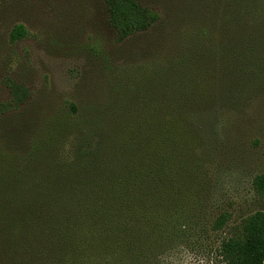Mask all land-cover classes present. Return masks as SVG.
I'll return each instance as SVG.
<instances>
[{"label": "rangeland", "instance_id": "obj_1", "mask_svg": "<svg viewBox=\"0 0 264 264\" xmlns=\"http://www.w3.org/2000/svg\"><path fill=\"white\" fill-rule=\"evenodd\" d=\"M139 1L160 10L161 19L118 43L104 0H0V101L9 98L5 78L32 93L20 110L0 115V146L25 154L31 137L54 133L57 157L72 156L78 133L52 132L51 122L88 120L96 113L108 121L109 135L142 138L157 120L155 73L174 58L178 66L169 76L160 71V80L169 83L166 92L175 93V105L183 94L190 95L186 103L198 104L186 117L199 133L189 143L201 165L197 207L167 218V229L156 230L152 245L138 252L139 264H219V242L262 206L252 179L264 172V93L254 97L252 84L264 77V3ZM17 27L24 36H12ZM248 62L254 63L245 70ZM222 93L233 110L227 108L216 124L217 110L205 107ZM87 131L94 138L100 132L94 126ZM223 211L229 219L212 229ZM2 231L0 264H56L51 255L47 261L39 241L17 246Z\"/></svg>", "mask_w": 264, "mask_h": 264}, {"label": "trees", "instance_id": "obj_2", "mask_svg": "<svg viewBox=\"0 0 264 264\" xmlns=\"http://www.w3.org/2000/svg\"><path fill=\"white\" fill-rule=\"evenodd\" d=\"M104 1L118 43L152 29L161 19L160 10L139 0ZM260 3L264 0H255L254 5ZM24 34L17 27L12 36ZM160 66L155 73L157 120L142 138L124 141L109 135L108 121L96 113L88 120L77 116L51 122L52 132L78 133L72 156L57 157L54 133L31 137L25 154L1 144L0 229L7 242L23 247L27 241H39L47 261L51 255L50 262L54 259L56 264H139L138 252L152 245L156 230L167 229V218L181 216L186 206L196 209L201 165L189 143H195L192 137L196 140L199 133L186 117L199 109L198 104L186 103L188 94L180 96V105L172 103L176 95L166 92L169 83L160 80L159 72L169 76L178 65L170 58ZM3 83L9 98L0 101V115L20 110L32 94L11 78ZM252 87L254 97L263 94L264 77ZM226 98L222 93L205 107L217 110L216 124L227 108L233 110ZM241 105L245 108L247 100ZM114 123L112 128L118 130L122 121ZM89 126L100 130L95 138L88 133ZM252 187L262 206L242 219L236 234L219 242V264H264V172L253 177ZM229 216L219 213L212 229H221Z\"/></svg>", "mask_w": 264, "mask_h": 264}]
</instances>
